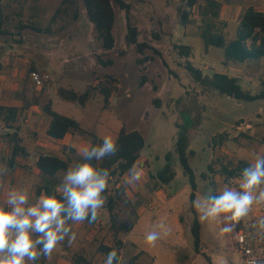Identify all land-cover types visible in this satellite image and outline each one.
<instances>
[{
	"label": "rangeland",
	"instance_id": "obj_1",
	"mask_svg": "<svg viewBox=\"0 0 264 264\" xmlns=\"http://www.w3.org/2000/svg\"><path fill=\"white\" fill-rule=\"evenodd\" d=\"M123 1L131 6L130 22L139 31V42L147 43L157 52L147 49L141 55L135 46L127 44L126 13L115 1V46L108 51L96 37L83 0H0L4 19L0 27V100L22 104L20 117L13 128L20 129L17 135L23 136L29 147L39 140V136L43 142L46 141L44 129L49 126L50 111L78 120L81 128L100 139L111 135L116 141L122 130L126 133L138 131L145 139V147L136 164L141 173L139 179L129 182L133 172L126 175L118 173L112 179L109 176L104 194L112 219L107 224L109 229H99V235L104 230L108 234L102 244L100 239L94 241L92 252L95 255L92 254L91 264H105L108 256L105 258L103 255L107 253L103 250L107 248L104 243L109 244L112 240L114 250L120 251L118 243L122 233L128 231L126 227L138 221L136 231L141 233L152 216L157 215V221H162L166 210L158 215L160 206L152 204L155 192L163 191L165 201L173 198L169 209L175 207L181 214L192 216L189 202L191 185L175 152L179 131L188 130L189 151L195 152V156L189 157V163L197 178L198 209V203L209 206L203 199L211 194V188L228 186L238 189L239 184L229 173L240 169V162L247 164V160L239 161V157H244L235 153L232 133L224 142L220 134L234 132L241 123L243 128L247 125L254 128L248 131L251 135L258 129H264L263 100L238 102L221 95L215 89L196 83L186 68L191 63L203 70L205 76L226 70L223 50L206 48L199 34L206 23L199 6H203L209 15L216 8L212 9L205 0H196L193 8L191 0ZM185 19L186 25L183 26ZM181 44L193 48L189 58L180 56L177 47ZM144 58L147 61L140 62ZM231 66L239 70L240 84L245 90L253 95L264 90V58ZM32 71L50 77L45 86L37 87L32 82ZM70 92L79 97L87 93L88 99L84 105L78 100L71 101ZM26 114L30 115L28 122ZM6 128L1 122L0 143L7 152V160L0 162L4 169L15 140L14 133ZM34 128H41V135H34ZM262 132L258 134V140L247 135L240 140L246 148L250 165L264 156ZM79 136L91 145V137L87 133ZM16 140L21 141L20 137ZM63 153L69 168L82 161V154L74 149L64 148ZM168 153L173 154L177 175L170 184L162 185L155 177L167 165L165 156ZM66 171L57 174L55 186L62 183ZM20 184L21 189L27 188L29 201L33 203L35 186L46 183L42 175L33 185V190L22 188L26 185L24 181ZM261 186L264 188V184ZM7 196L2 194L0 201ZM258 207L261 204L252 205L253 209ZM206 228L211 235L219 232L214 224H207ZM148 231L144 229L143 233ZM153 231L151 228L150 232ZM212 237L218 242V235L214 236L216 239ZM167 245L165 240L144 246L154 258L152 264H178L175 261L177 253ZM179 248V252H185V246L179 245ZM126 257L121 264H132L128 254ZM218 263L242 264V259L237 253L230 252Z\"/></svg>",
	"mask_w": 264,
	"mask_h": 264
},
{
	"label": "crops",
	"instance_id": "obj_2",
	"mask_svg": "<svg viewBox=\"0 0 264 264\" xmlns=\"http://www.w3.org/2000/svg\"><path fill=\"white\" fill-rule=\"evenodd\" d=\"M205 1H207L206 3L211 5L212 9L216 8V10L213 13H211V15L207 14L206 12L207 15H204L205 17H203V19L205 18V20L208 19L209 21L213 22L216 26L215 29L218 35L223 36L227 40L233 39L235 37L241 17L248 8L253 7L255 10L264 13V0H205ZM199 7L202 8V11L204 13L205 11L203 10V6H199ZM219 23H222L223 25L221 26L219 25ZM225 67L226 70L223 72V74H227L231 77H235L240 81L242 80L241 76L238 74L239 70L236 67L231 65ZM5 95L8 94L5 93ZM0 106L17 108L20 113H21V108L23 107L22 104L18 102L10 104L3 102L2 100H0ZM70 107L72 109V106ZM29 116L30 115L26 114V117ZM29 119L30 117L27 119V122ZM243 125L244 124L241 123L240 126L234 128V132L226 131L225 133L220 135H223L221 137V140L223 141L229 139L230 137L229 135L232 133L231 137H234L233 141L236 146L235 153L238 152L241 156L244 157V158L239 157L240 159L239 161L247 160V164H246L247 166L250 165L248 164L250 163V160L247 159L246 154L248 155V153L246 152L245 150L246 148H244V145L243 143L240 142V140L241 138L244 137V135H247L249 137L253 136L255 140H258L260 137V136L257 137L258 134L261 135L264 129L262 130L258 129V131L254 132V135H251L248 131L254 128H252L251 125H247L245 128H243ZM48 128L44 129L45 132L44 140H46L45 142H43L41 136H39L41 135V128H34L32 133L34 135H38L40 138L36 143H34L33 146L30 147L28 146L29 143L24 141V137L18 134V137H20L21 140L19 141V145L25 148V153L22 157L17 156L13 159V152H12L10 159L8 160V162L6 161L5 169L2 167L3 165L0 163V197L2 196V194H8L9 191L12 189H21L20 182L22 181L26 182V185L23 186L22 188L28 187L30 188V190H33V185H36L35 183L37 179L42 177V173L37 167V162L41 155H52L63 159L64 157L62 156V154H64L63 153L64 148L68 147L76 150L77 153L82 154L84 149L91 147V145L86 141H84L82 137H80L78 134H67L61 140L53 139L47 135ZM6 129L11 130L13 133H19L20 131L19 128H15V129L6 128ZM260 148L258 150H260ZM232 155L236 157L237 154H232ZM2 159L7 160V152H6V147L0 143V162ZM239 174L240 175L236 174L233 178L234 180H236L237 184H239L241 181V173ZM204 177L206 178L205 174H203V178ZM110 179H112L111 176ZM196 183H197V178H196ZM41 186L42 185L38 186L37 184V186H35L34 188V193L32 195L33 203H35L36 200L42 194H44L42 193L39 195L37 193ZM260 188L264 189L262 186H260ZM223 190L224 188L218 186L213 187L211 188L210 195L213 196L218 195ZM192 193L193 191L191 189L189 195V202H190V209L192 216L191 214L185 216L184 214L178 212L177 209H175V207L169 209V206L173 201L172 197H170L165 201L166 198L163 197H166V195L164 196L163 191L155 192L153 194L154 200L152 204L160 206L157 209L158 215L159 213L164 211V209L167 212L164 211L165 213L163 214V219L161 222L157 221L156 219L157 215L152 216V218H150V221L142 229L141 233L140 231L139 232L136 231L139 228L138 221H136L133 225L128 226L130 227L129 228L130 230H128L124 234L122 233L119 239L120 240L119 243H121V245L119 243L118 245H120L121 249L119 251L120 254L119 260L116 264H121L124 259H127L126 257L127 254H128V259L129 261H132V264L153 263L154 258L151 257L150 254L147 253L144 249V246L148 243L146 242V236L150 232L151 228L159 234L157 241L164 242L165 240H167L168 248H170V250H173L177 253V256L175 257V261L178 264H205L206 262L208 264H219L218 262L220 261V259L221 258L224 259V257H226V255L230 252H234L239 255L236 248V237L239 232L247 233L249 238L253 241L252 243L255 245L256 252L261 257V263L264 262V229H261L258 224V221L264 219V204H261L260 208L259 207L257 209L252 208L246 217L240 219L239 222L235 224L234 230L232 232L223 233L221 232V229L223 227H231L232 222L225 220L224 214H220L219 218L216 220L205 219L204 221H201L200 216H202L203 213L196 208V200L198 197H200L198 184H197V189L194 192L195 193L194 211H192L191 208ZM102 195L106 197L104 193H102ZM35 196L36 198H34ZM155 207H152L151 209H154ZM139 214L140 213H138V215ZM196 217L200 224V243L198 248H196L195 246V238H194V229H195L194 224ZM111 219L112 216H111L110 208L108 207V203H105L103 207L98 210L97 219L91 223H89L88 220H85L80 223L68 221L67 226H69L72 232L75 233V237H76L75 240L72 241L71 244H69L68 238L65 237L63 242L57 244L56 248L53 250L50 257L45 258L41 256L39 260L35 261V264H81V263L86 264L87 262L91 264L92 262L89 261H91L93 258L92 254L95 255V253L92 252V246L94 241L96 239L97 240L100 239V243L102 244V242H104L103 241L104 237H107L108 234V232L104 230L103 234L101 233L99 235L98 234L99 229L101 228L109 229V226L107 224L111 222ZM207 224L208 226L210 224H214L215 226L218 227L219 232H215V235H218V242L211 239V236L214 237L215 235H211L210 232L209 233L207 232V228H206ZM144 229L145 230L147 229L149 231L147 233H143ZM102 235L104 236L102 237ZM161 236L163 238H161ZM214 238L216 239V237ZM104 245H106L107 248L114 249V243H112V240L111 243L109 244L104 243ZM179 245L186 247L183 248L185 252L178 251L180 249ZM101 255L102 253L99 252V256ZM103 255L105 258L106 256H108L107 253ZM104 257L103 259H105ZM26 264H33V262L26 261Z\"/></svg>",
	"mask_w": 264,
	"mask_h": 264
},
{
	"label": "trees",
	"instance_id": "obj_3",
	"mask_svg": "<svg viewBox=\"0 0 264 264\" xmlns=\"http://www.w3.org/2000/svg\"><path fill=\"white\" fill-rule=\"evenodd\" d=\"M88 17L94 25L97 39L101 42L102 47L105 50H112L115 46V37L113 34V28L115 23V11L113 8V1H115L122 10L126 13L127 29L128 33L126 41L128 45L136 47L139 54H144L147 49L154 48L145 42H139V31L136 27L132 26L130 22L131 6L123 0H83ZM196 4V0H191V7ZM201 9V8H200ZM199 9V10H200ZM206 13H202L204 16ZM191 15V12H190ZM207 15V14H206ZM186 19L182 22L183 26L186 25ZM3 13L0 7V27L3 25ZM205 26L200 28V37L203 39L205 47H216L224 51V65H238L249 61H258L264 58V13L255 10L253 7L248 8L241 17L239 26L237 28L235 37L227 40L223 36L218 35L216 26L213 22L205 20ZM179 54L182 57L189 58L192 55L193 48L180 45L177 47ZM147 58L141 59L140 62H146ZM187 70L192 74L196 83L201 84L204 87H209L217 90L221 95L230 97L237 101L254 102L264 101V90L259 94L253 95L250 91L245 90L240 84V80L231 77L223 73H214L212 76H205L203 70L196 68L193 64L188 63ZM65 93V92H64ZM71 101L78 100L82 105L87 101L88 95L85 93L82 96H78L74 92H70L69 96ZM159 106V103H157ZM51 122L47 130V135L53 139L61 140L67 134H78L84 136L88 134L91 137V147L97 146L102 143V139L94 135L90 131L81 128L78 120L59 114L55 111H50ZM20 117V112L14 107L0 106V123L3 122L7 128H13V124L17 122ZM14 147H13V159L17 156H23L25 148L19 145L17 133H14ZM117 144V152L114 155L105 156L102 161H96L94 158L91 161L94 167L99 169L109 170L110 176L113 177L120 173L123 175L131 174L133 166L136 165L140 158V154L145 147V139L138 131L126 133L121 131L119 137L115 141ZM190 138L188 130L183 129L179 131L175 152L178 155V161L184 169V174L188 177L191 189V208L194 211L195 191L197 189L196 174L191 168L189 163V157L195 156L193 151H189ZM194 154V155H193ZM172 153H168L165 156L167 165L161 171H159L155 179L162 185L170 184L176 177L174 169V163L172 162ZM81 163L84 162L81 159ZM37 167L44 177L46 184L42 185L38 194L51 195L55 187V179L60 171H66L69 169V162L52 155H41L37 162ZM246 167L244 162H241L240 169H236L234 172H230L229 175L234 177L237 173ZM194 238L195 246L198 248L200 243V224L195 218ZM130 227H126L127 230ZM121 245V243H119ZM106 250L107 255L112 252V248H103ZM119 252L116 251V257L113 259L112 264H116L119 260Z\"/></svg>",
	"mask_w": 264,
	"mask_h": 264
},
{
	"label": "clouds",
	"instance_id": "obj_4",
	"mask_svg": "<svg viewBox=\"0 0 264 264\" xmlns=\"http://www.w3.org/2000/svg\"><path fill=\"white\" fill-rule=\"evenodd\" d=\"M117 144L111 135L104 136L102 143L86 148L82 152L84 162L69 168L60 185L52 194H42L35 203H30L27 189H12L5 200L0 201V264H26L39 260L41 256H51L57 244L68 238L69 244L75 240V233L67 222L80 223L95 221L98 210L106 203L105 192L109 170L93 166L91 161L102 160L117 152ZM131 180H138L141 173L133 166ZM264 156L245 167L241 173L239 188L225 186L218 195L205 197L204 207L197 204L203 215L200 220H216L220 214L232 222L231 227H223L221 232L230 233L235 224L246 217L253 204H264ZM199 201V200H198ZM264 229V219L258 221ZM159 237L155 231L149 232L146 242L154 245ZM116 251L108 254L105 264H112Z\"/></svg>",
	"mask_w": 264,
	"mask_h": 264
},
{
	"label": "built area",
	"instance_id": "obj_5",
	"mask_svg": "<svg viewBox=\"0 0 264 264\" xmlns=\"http://www.w3.org/2000/svg\"><path fill=\"white\" fill-rule=\"evenodd\" d=\"M32 82L37 87L45 86L49 76L41 75L38 71H32L30 75ZM264 82V75H263ZM252 209V207H251ZM246 232H239L236 237L237 252L241 256L242 264H261V257L256 252L255 245Z\"/></svg>",
	"mask_w": 264,
	"mask_h": 264
}]
</instances>
